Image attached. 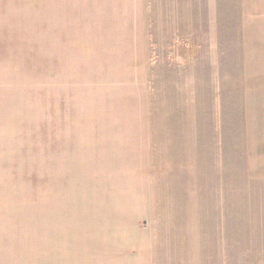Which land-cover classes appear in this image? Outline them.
Listing matches in <instances>:
<instances>
[{
	"label": "rangeland",
	"instance_id": "1",
	"mask_svg": "<svg viewBox=\"0 0 264 264\" xmlns=\"http://www.w3.org/2000/svg\"><path fill=\"white\" fill-rule=\"evenodd\" d=\"M52 1L0 0V264H264V27L218 0L192 126L140 72L55 87Z\"/></svg>",
	"mask_w": 264,
	"mask_h": 264
},
{
	"label": "crops",
	"instance_id": "2",
	"mask_svg": "<svg viewBox=\"0 0 264 264\" xmlns=\"http://www.w3.org/2000/svg\"><path fill=\"white\" fill-rule=\"evenodd\" d=\"M236 1L242 43H246L243 53L248 60L250 26L264 27V0ZM55 2L52 1L55 87L60 83V88L66 87L72 93L85 88L93 67L101 87L104 73L109 72L112 81L117 75L116 83L122 89H130L131 84L135 89L140 72L149 95L150 81L156 88L168 91L169 98L175 92L183 121L192 122V126L195 121L199 123L202 67L208 74L217 71V25H221L218 0ZM106 56L112 59V65L105 71Z\"/></svg>",
	"mask_w": 264,
	"mask_h": 264
}]
</instances>
